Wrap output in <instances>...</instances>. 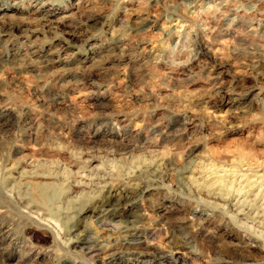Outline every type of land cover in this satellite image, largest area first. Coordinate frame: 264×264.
Listing matches in <instances>:
<instances>
[{
    "label": "rangeland",
    "instance_id": "1",
    "mask_svg": "<svg viewBox=\"0 0 264 264\" xmlns=\"http://www.w3.org/2000/svg\"><path fill=\"white\" fill-rule=\"evenodd\" d=\"M195 163L264 174V0H0V264H264Z\"/></svg>",
    "mask_w": 264,
    "mask_h": 264
},
{
    "label": "bare ground",
    "instance_id": "2",
    "mask_svg": "<svg viewBox=\"0 0 264 264\" xmlns=\"http://www.w3.org/2000/svg\"><path fill=\"white\" fill-rule=\"evenodd\" d=\"M246 169L247 168L243 167L242 170H240L234 165H231V167H222L221 169L217 168L215 165L207 166L202 163H195L188 168L190 175H188L187 179L190 180L191 186H194L196 190L204 191L205 193L215 197H222L223 199H226L228 203H233L236 206H242V209L239 208L241 212L247 213L248 211L246 210L252 211L254 212L253 217L257 219L263 218L264 220V174H260L258 171H256L255 174L251 171L249 174L248 170ZM103 186L106 185H101L102 189ZM250 195H253V197L250 198ZM128 198L129 195L124 190V188H113L112 186L108 185V189H103L100 196H97L95 205L91 206L97 207L98 205H124ZM87 207L81 208L80 210L82 212L86 211ZM72 231L75 232L74 235L77 237L76 242L82 243L86 250L92 251L95 249L96 241L92 239L91 236L87 234H81L82 231L79 228H76ZM123 232V236L125 237L126 241L134 244L139 242L141 234L136 225H126ZM119 253L120 254H113L110 256V261H105L104 264H109V262L113 261L118 264L150 263L149 259H147L146 252L136 251L127 256L123 255L121 252Z\"/></svg>",
    "mask_w": 264,
    "mask_h": 264
}]
</instances>
